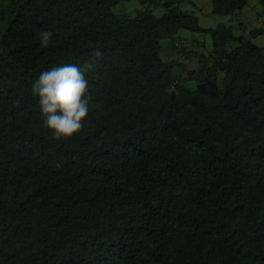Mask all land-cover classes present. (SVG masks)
Here are the masks:
<instances>
[{
  "label": "trees",
  "instance_id": "16d2710c",
  "mask_svg": "<svg viewBox=\"0 0 264 264\" xmlns=\"http://www.w3.org/2000/svg\"><path fill=\"white\" fill-rule=\"evenodd\" d=\"M131 1L0 0V264H264V25L236 36L181 1ZM182 30L213 41L194 89L163 58ZM97 50L83 131L56 140L33 84Z\"/></svg>",
  "mask_w": 264,
  "mask_h": 264
},
{
  "label": "clouds",
  "instance_id": "9594fccd",
  "mask_svg": "<svg viewBox=\"0 0 264 264\" xmlns=\"http://www.w3.org/2000/svg\"><path fill=\"white\" fill-rule=\"evenodd\" d=\"M40 36L41 47L47 48L53 33L44 31ZM101 57L97 50L84 61L83 69L76 64H64L42 72L34 82L32 92L39 97L43 124L54 139H71L83 131L82 121L88 116L91 99L85 71L92 70L94 61Z\"/></svg>",
  "mask_w": 264,
  "mask_h": 264
},
{
  "label": "crops",
  "instance_id": "0c3cea01",
  "mask_svg": "<svg viewBox=\"0 0 264 264\" xmlns=\"http://www.w3.org/2000/svg\"><path fill=\"white\" fill-rule=\"evenodd\" d=\"M176 1H181V2H186L189 7L187 8V10H193V11H202L203 7H207L208 5H210L212 7V0H176ZM259 3V0H255ZM193 4H192V3ZM252 5V8H250V6ZM257 6L255 4L254 1L251 2V0H248V4L245 7V9L243 10V12L236 18H231L228 17V19L226 20V22L224 21H220V20H214L215 25H219V24H225V25H233L234 26V33L235 32H239V35H245L248 36L249 31L251 29L254 28H260L264 25V14L258 9H256ZM200 19V18H199ZM242 24V26H244L246 28V31L242 32V34H240L241 29L239 28V25ZM206 29H210V28H215L213 26L210 27H203ZM198 34H205V33H198ZM236 34V33H235ZM236 35V36H239ZM264 36V35H262ZM183 40L186 42V45L183 49H176L174 48V41H178V40ZM176 40L173 41L172 44H170L169 47H167L166 49L164 48V52L163 54H165V58L164 60L166 61H176L179 64H182L184 66V70L183 73H187L189 71H194L199 67V63H198V57L197 59H195V61H191L190 58L193 57L195 52H199L201 54H203L204 52H208L212 50L213 47V41H212V37L210 38V45H209V40H207V38L205 37H201V36H195V35H191V34H184L182 33ZM261 40V38L259 37L256 40H253V42L257 43ZM263 44L264 41L262 40ZM195 56V55H194ZM179 70V69H177ZM176 75L178 74V71L176 72Z\"/></svg>",
  "mask_w": 264,
  "mask_h": 264
},
{
  "label": "rangeland",
  "instance_id": "374dc122",
  "mask_svg": "<svg viewBox=\"0 0 264 264\" xmlns=\"http://www.w3.org/2000/svg\"><path fill=\"white\" fill-rule=\"evenodd\" d=\"M160 1H167V0H160ZM254 1L257 8H259V10L263 13V8L262 6L255 0H251V2ZM182 9H186L189 7V5L186 3V2H183L182 3ZM250 8H252V5L250 6ZM125 9L126 11H128L129 13H132L133 15L136 13V11L140 10L141 9V5L140 3L137 1V0H133L129 3H127L125 5ZM203 12L202 11H194L195 14L200 18V25L202 27H210V26H213V27H216L215 25V22L214 20H220V21H224L226 22V20L228 19V17H222V16H219V15H214L212 13V7L210 5H208L207 7H203L202 8ZM190 11H193V10H190ZM153 13L156 15V16H161L163 13H164V8L162 6H154L153 7ZM182 33L184 34H191V35H195V36H201V37H205L207 38V40H209V45H210V38H211V35L209 34H198V33H192V32H189V31H186V30H182L177 36H175L172 40H164L162 41V45L163 47L166 49L167 47L170 46V44L173 43V41L179 37ZM236 35H239V32H235ZM240 34H242V31H240ZM264 35V34H263ZM261 40L258 42V45H261V46H264L262 40L264 41V36H260ZM174 45V44H173ZM210 51H208L207 53L204 52L203 54L201 55H206L208 54ZM200 53L199 52H195L193 57L190 58L191 61H195V59H197L198 57V63L200 62V58H201V55H199ZM163 57L165 58V54H163ZM199 68V67H198ZM197 68V69H198ZM196 69V70H197ZM178 71V79L180 82L184 81V83L190 87L191 89H194L197 85V81L195 80L196 77L192 76L191 74H189V72L187 73H183L184 70L182 69H179V70H176V72ZM192 76V77H191ZM196 76V75H195ZM223 79V74L220 75L219 77V80L220 82L222 81Z\"/></svg>",
  "mask_w": 264,
  "mask_h": 264
},
{
  "label": "built area",
  "instance_id": "2783aa9c",
  "mask_svg": "<svg viewBox=\"0 0 264 264\" xmlns=\"http://www.w3.org/2000/svg\"><path fill=\"white\" fill-rule=\"evenodd\" d=\"M178 47L185 46V43L183 41H180L176 44Z\"/></svg>",
  "mask_w": 264,
  "mask_h": 264
}]
</instances>
